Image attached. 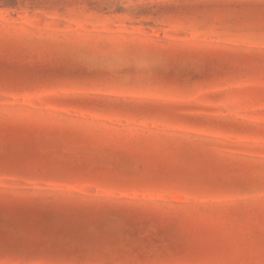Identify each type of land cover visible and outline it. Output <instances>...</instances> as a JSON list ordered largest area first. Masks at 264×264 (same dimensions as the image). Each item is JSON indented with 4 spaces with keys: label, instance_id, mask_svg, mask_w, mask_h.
Returning <instances> with one entry per match:
<instances>
[{
    "label": "rangeland",
    "instance_id": "374dc122",
    "mask_svg": "<svg viewBox=\"0 0 264 264\" xmlns=\"http://www.w3.org/2000/svg\"><path fill=\"white\" fill-rule=\"evenodd\" d=\"M0 264H264V0L0 6Z\"/></svg>",
    "mask_w": 264,
    "mask_h": 264
},
{
    "label": "trees",
    "instance_id": "16d2710c",
    "mask_svg": "<svg viewBox=\"0 0 264 264\" xmlns=\"http://www.w3.org/2000/svg\"><path fill=\"white\" fill-rule=\"evenodd\" d=\"M18 4V0H0V6L14 7Z\"/></svg>",
    "mask_w": 264,
    "mask_h": 264
}]
</instances>
